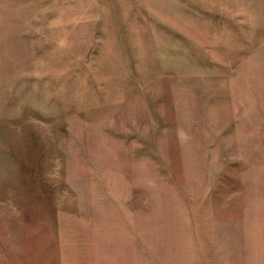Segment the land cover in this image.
I'll list each match as a JSON object with an SVG mask.
<instances>
[{"label": "rangeland", "instance_id": "374dc122", "mask_svg": "<svg viewBox=\"0 0 264 264\" xmlns=\"http://www.w3.org/2000/svg\"><path fill=\"white\" fill-rule=\"evenodd\" d=\"M0 264H264V0H0Z\"/></svg>", "mask_w": 264, "mask_h": 264}]
</instances>
